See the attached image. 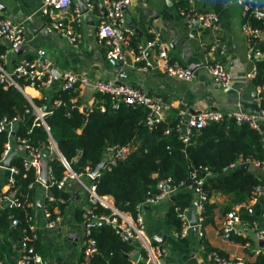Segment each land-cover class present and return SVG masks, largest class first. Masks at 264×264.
<instances>
[{"label": "built area", "instance_id": "obj_1", "mask_svg": "<svg viewBox=\"0 0 264 264\" xmlns=\"http://www.w3.org/2000/svg\"><path fill=\"white\" fill-rule=\"evenodd\" d=\"M177 3L179 0H172ZM182 3L176 5V10L185 27L193 30L197 25L198 28L207 32L210 36L208 39L200 41V50L204 56L203 67L210 74L213 82L222 87L228 88L231 83L230 72L222 64L219 57L226 53V45L219 34V27L216 22V14L211 10L198 9L195 6V0H181ZM86 12L96 17L94 26V37L97 43L105 48V60L114 59L119 63L120 68H136L146 72L153 68H159L168 77L189 81L193 78L190 69L178 61H172L169 58L167 47L158 41L155 37L148 39L145 43L131 44L132 32L125 26V7L129 5L130 0H83ZM36 12L46 17L49 28L58 37H62L72 48H77L80 41L78 27L82 21V14L79 11L76 0H41ZM33 12L27 14L22 20L13 21L0 13V40L4 42L2 52L0 53V82L10 84L18 89L27 99L34 115L33 124H40L46 133L45 144L38 146L32 145L29 141L21 136H17L15 125L20 120L18 117H12L7 120H0V132L6 135L0 150V170L5 173V188L0 189V209L4 207L12 208L20 205L15 198V188L13 186V175L19 170L15 164H10L12 157H18V164L22 170L32 169L34 174V182L38 183V175L40 174L41 160L45 156L46 161L49 155L54 154L61 166L63 174L58 180H52L50 168L47 165V176L49 185H54L56 189L63 190L67 187V182L73 180L79 188H81L87 196L90 206H86L81 211L83 221L103 222L109 225L114 233L125 242L134 244V249L129 251L128 256L133 263L138 264H160V259L165 260L168 249L161 244H153V240L146 234V222L143 215V209L148 206L152 207L165 200H168L170 193L167 186L171 185L169 176H163L158 179L155 194L147 196L140 204L136 205L135 215L132 216L128 212L119 211L112 205L108 196H97L94 192V185L89 181L84 182L81 178L83 175L92 179L98 175L99 170H108L118 160L123 158L132 146L127 144H111L103 148L101 165L99 170L90 176L89 171L75 173L70 168L68 162L59 155L55 144L50 137L49 128L43 120L45 114L50 110L34 106L30 97L24 92L25 87L36 89H47L51 86L55 74L59 79V90L67 92H75L78 88H88L93 92L107 95L111 108H117L118 104L123 103L128 106H142L146 108V122L148 124L158 123L165 118L164 105L149 95L142 87L134 86L127 82L118 81L114 78L94 79L85 75L78 74L71 69L58 71L53 67L51 60L45 55L42 49H36L31 55H25L22 52L16 53V49L24 43L25 22L30 21ZM241 15L243 22L241 23V33L246 47V58L250 61H264V0H244L241 6ZM252 21H259L260 26L253 25ZM150 53V54H149ZM12 59V60H11ZM11 60V62H10ZM257 74V66L254 64L246 74L253 79ZM18 82L25 85L20 86ZM260 109L258 112H247L241 109L222 111L219 109H206L194 113L181 108L177 112L175 119V130L178 137L183 143L190 140L194 130L200 129L211 122H220L224 120H234L238 124H246L262 136V150L264 154V82L258 85ZM70 108L75 106L78 112L83 113V106L75 104L74 97L68 98ZM64 104L60 98H55L51 106L58 107ZM99 110H103L100 106ZM65 116L69 114L66 111ZM42 145L45 147L46 154L42 152ZM14 152L10 158L7 167L1 166V162L8 154ZM44 154V155H43ZM47 163V162H46ZM248 163L264 170V157L262 160H254L252 158L243 159L239 157L236 162L231 163L228 168H234ZM209 174V173H207ZM195 177V173H192ZM203 177H195L193 183L185 186L182 184L172 186V193L180 187L194 192V201H196L195 224L191 225L189 209L190 207L180 209L174 207L181 224L180 227L171 232L174 239H185L191 230H195L199 238L204 237L203 232V205L207 200V195L200 188ZM37 182V183H36ZM31 185V184H30ZM198 190V191H196ZM262 184H256L250 196L238 203H235L229 211L224 214L219 231L222 235L244 236V230L250 229L254 234V243L251 244L250 251L255 258H260L264 262V212L261 214L260 220H251L247 223L242 219V215L252 209L259 201L263 194ZM48 201L57 200L61 202V198L54 199V196L46 197ZM98 203L100 206L108 208L110 213L93 212V204ZM31 206V204H28ZM43 215L47 219V227L53 226L54 219H50V212L43 207ZM10 229L17 230L18 221L12 215L7 216ZM26 225L21 228L19 234L17 264H45L40 255L33 249L31 242L36 240L35 227L32 217H26ZM89 224V223H88ZM85 227V238L83 246L75 264H93L91 258L96 253L95 241L87 236L88 231ZM258 241H261L259 244ZM135 250L139 251L138 258L132 259ZM142 251V254H141ZM205 261L208 264H255V261H248L242 255H225L217 249L205 252ZM165 264V263H164Z\"/></svg>", "mask_w": 264, "mask_h": 264}, {"label": "trees", "instance_id": "obj_2", "mask_svg": "<svg viewBox=\"0 0 264 264\" xmlns=\"http://www.w3.org/2000/svg\"><path fill=\"white\" fill-rule=\"evenodd\" d=\"M179 0L174 5L181 4ZM243 22V19H242ZM253 25L260 26L259 21H252ZM4 46L0 44V53ZM257 74L252 79L253 84L260 85L264 82V61L256 60ZM20 86L25 84L18 82ZM40 96L30 97L34 106H44L50 113L43 116L45 124L49 128L50 137L56 150L69 164L75 173L89 171L102 159V150L111 144H129L130 151L108 170L98 172V175L89 179L83 175L84 180L94 185L97 196H108L112 205L119 211L128 212L134 216L136 205L140 204L147 196L157 192L158 179L169 176L171 185L183 186L193 183L195 177H203L200 184L201 190L207 195L203 205V223H213L214 210L217 205L209 201L213 193L224 195L227 198L225 205L220 208L225 214L238 202L247 199L252 188L259 184V176L253 170L243 171L240 166L228 168L231 163L241 157L262 160L264 157L261 147L262 136L246 124H238L234 120L211 122L206 126L194 130L187 143H183L175 130L176 119L164 118L158 123L146 122V108L142 106H128L123 103L117 108H111L109 97L92 91L93 100L90 105L83 106V113L78 112L73 106L70 108L69 97L78 98V93L65 90L49 91L39 89ZM55 98H60L64 104L58 107L51 106ZM80 101V98L78 99ZM76 101V100H75ZM78 104L77 101L75 103ZM79 105V104H78ZM102 106L103 110H99ZM69 116H65V112ZM31 106L25 96L10 84L0 82V120L18 117L20 120L15 125V134L26 138L32 145L45 144L46 133L40 124L33 123L34 115ZM84 115V119L82 118ZM6 135L0 132V150ZM42 152L47 153L42 145ZM10 164L19 167L13 175L14 196L19 201L18 207H4L0 209V228L4 238L7 237V216L12 215L18 221L17 230H11L15 236L21 233V228L26 225V217L31 213L33 190L37 186L34 182L32 169L22 170L18 164V157L14 156ZM47 165L50 168L52 180H58L63 174V167L54 154L49 155ZM195 173V177L192 175ZM209 173V174H207ZM31 184V185H30ZM49 192L54 199H64V203L70 201L71 196L67 189H56L52 184ZM57 200L43 201V206L50 212V219L55 214L53 209H61L63 204ZM194 204V192L180 187L173 192V202L166 205L161 218L166 231L171 233L180 227L174 207L180 209L192 207ZM86 206L90 203L86 202ZM93 212L109 214L108 208L93 204ZM151 207V206H150ZM29 213V214H28ZM81 221V211L77 212ZM253 214H243L242 219L255 220ZM83 220V218H82ZM87 236L93 238L96 253L93 254V264H138L133 263L126 254L134 249L133 243H128L119 238L113 229L103 222H88ZM230 238L241 244H246L245 237L231 235ZM184 242L185 239H177ZM158 244L157 241H152ZM206 251L215 248L210 247L204 241ZM33 249L37 250V243L31 242ZM10 250V247L7 248ZM38 251V250H37ZM36 251V252H37ZM39 254V252H37ZM142 254V251H141ZM40 255V254H39ZM43 260V257L40 255ZM255 264H264L257 258ZM0 264H6L3 254V246L0 247Z\"/></svg>", "mask_w": 264, "mask_h": 264}, {"label": "crops", "instance_id": "obj_3", "mask_svg": "<svg viewBox=\"0 0 264 264\" xmlns=\"http://www.w3.org/2000/svg\"><path fill=\"white\" fill-rule=\"evenodd\" d=\"M242 1L244 2V0H195V6L198 9L211 10L216 14L219 34L226 45V53L219 59L231 75L228 88L216 85L203 67L204 56L200 50V41L208 39L210 35L200 28L188 30L180 19L172 0H130L124 12L125 26L132 32L131 44L136 42L143 44L155 37L167 47L169 58L172 61H178L188 68L191 66L193 78L189 81L168 77L159 68L146 72L136 68H127L123 77L118 78L116 68L104 58V46L95 40L93 31L96 17L89 12L86 13V18H82L78 27L80 41L77 48L70 47L65 39L54 34L48 26L46 17L36 12L41 0H0V13L13 21L22 20L27 14L34 13L32 19L25 22L23 54L31 55L34 50L42 49L58 71L71 69L89 78H114L142 87L164 105L165 118L175 119L181 108L191 113L206 109L222 111L241 109L247 112H258L260 109L258 85L253 84L252 79L246 76L256 64V60L250 61L246 58V47L241 33L242 4L240 2ZM3 43L0 40V44ZM59 85V79L55 74L51 86L47 89L49 91L58 90ZM25 88L31 91H28L29 97L38 98L40 96L38 90ZM76 92L78 98L75 100L78 104H91L93 96L90 89L78 88ZM42 159L46 161L45 156ZM249 169L258 174L264 190V170L253 166H249ZM4 179L5 173L0 170V189L5 188ZM48 186L38 182L33 190L30 216L35 227V241L38 250L36 251L43 257L45 264H75L83 246L84 224L86 223L81 216H79L81 221L78 219L77 212L86 207L87 196L73 180H69L65 188L71 199L66 203L63 199L59 202V204L64 203L62 208L53 209L55 214L53 226L48 228L47 219L42 212L44 199L53 196ZM209 201L217 205L214 210L213 223L204 226L203 238H199L195 230H191L186 238V245L180 240L175 239L177 241H174L171 233L166 231L162 225L161 218L167 201L143 209L150 239L158 242L164 234L166 235V239L161 244L168 249L166 258L169 257V261L165 259V264L172 262L173 254H170V243L168 242L171 238L176 243L174 252L182 255L183 264H208L205 261L204 241L225 255H242L249 262L256 260L250 251L251 244L254 243V233L250 229L246 228L245 235L241 236L248 238L245 245L232 240L231 235H222L219 231L224 217L220 208L225 205L227 198L224 195L213 193ZM195 204L196 201L189 209L190 219L192 214L194 216L196 214ZM263 212L264 192L259 201L245 214H253L257 220H260ZM244 220L247 223L250 222V220ZM6 228V238L2 235L0 228V247L3 246L6 264H17L19 235L10 234L13 229H10L8 220ZM135 253L139 254V251L135 250L133 255Z\"/></svg>", "mask_w": 264, "mask_h": 264}, {"label": "water", "instance_id": "obj_4", "mask_svg": "<svg viewBox=\"0 0 264 264\" xmlns=\"http://www.w3.org/2000/svg\"><path fill=\"white\" fill-rule=\"evenodd\" d=\"M76 2H77V4H78L79 11H80V13L82 14V18H86L85 16H86V13H87V12H86V9H85L84 6H83V3H82L80 0H77ZM240 3L243 4V1L240 2ZM87 17H88V16H87ZM87 19H89V17H88ZM90 23L92 24V21H91V20H90ZM195 28H198V26L196 25ZM23 50H24L23 45H21V46H19V47L16 49L15 52H16V53H20V52H23ZM108 62H109L114 68H116V70H117V72H118V78H119V77H123L124 72H125V69L119 67V63H118V61H117V60H114V59H110V60H108ZM189 69H191V66H189ZM190 71H191V70H190ZM122 73H123V74H122ZM40 110L43 111V110H44V106H42ZM82 118L84 119V115H82ZM13 155H14V152H11L10 154H8L7 157L1 162V166H3V167H7L8 164H9V160H10V158H11ZM100 165H101V163L99 162V163H97L96 165H94V166L90 169L89 174H90L91 177H93L94 174L99 170ZM240 167H241V169H242L243 171H247V170L249 169V164H248V163H244V164H242ZM37 180H38L39 183H41V184H43V185H45V186H48V185H49V183H48V176H47V163H46V161H45L44 159L41 160L40 174L38 175ZM167 190H168L169 193H170V197H169V199L167 200L166 203H167V205H170L171 202L173 201V195L171 194V193H172V186H171V185H168V186H167ZM196 191H198V190H196ZM145 209H148L147 206L145 207ZM190 223H191V225H194V224H195V216H194V214H192V218H191ZM97 224H99V223H97ZM88 225H90V224L85 223V224H84V227H86V226H88ZM165 239H166V235L164 234V235H163V238H162L161 240H159L158 242H159L160 244H162V242H163ZM126 241L128 242L129 240H126ZM259 243H261V241H259ZM138 255H139L138 253H135V254L132 256V257H133V260H135L136 258H138ZM159 262H160V264H164V260H163V259H160Z\"/></svg>", "mask_w": 264, "mask_h": 264}, {"label": "rangeland", "instance_id": "obj_5", "mask_svg": "<svg viewBox=\"0 0 264 264\" xmlns=\"http://www.w3.org/2000/svg\"><path fill=\"white\" fill-rule=\"evenodd\" d=\"M82 180H84V178L82 177L81 178ZM84 182H86L85 180H84ZM87 198V197H86ZM146 234L148 235V230H147V226H146ZM172 239V238H171ZM171 239H168V242L170 243V247H169V250L171 251L170 252V254L172 255L173 254V256H171V260H172V262H168V264L170 263V264H183L182 263V255H179V254H175V252H174V250H176L175 248H176V243L174 242V241H177V240H175V239H173V240H171ZM167 259V261H169V257L168 258H166Z\"/></svg>", "mask_w": 264, "mask_h": 264}, {"label": "bare ground", "instance_id": "obj_6", "mask_svg": "<svg viewBox=\"0 0 264 264\" xmlns=\"http://www.w3.org/2000/svg\"><path fill=\"white\" fill-rule=\"evenodd\" d=\"M28 91H30V89H27V88H26V89H24V92H25V93H27V94H29V92H28ZM30 92H31V91H30Z\"/></svg>", "mask_w": 264, "mask_h": 264}, {"label": "clouds", "instance_id": "obj_7", "mask_svg": "<svg viewBox=\"0 0 264 264\" xmlns=\"http://www.w3.org/2000/svg\"><path fill=\"white\" fill-rule=\"evenodd\" d=\"M171 194L173 195V193H171ZM165 201H167V200H165ZM172 202H173V201H172ZM172 202H171V203H172Z\"/></svg>", "mask_w": 264, "mask_h": 264}]
</instances>
